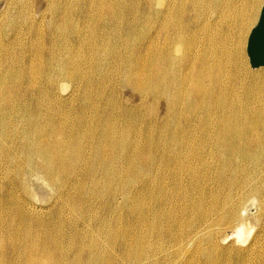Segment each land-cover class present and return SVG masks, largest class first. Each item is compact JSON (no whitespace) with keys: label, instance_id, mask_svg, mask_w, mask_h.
<instances>
[{"label":"bare ground","instance_id":"obj_1","mask_svg":"<svg viewBox=\"0 0 264 264\" xmlns=\"http://www.w3.org/2000/svg\"><path fill=\"white\" fill-rule=\"evenodd\" d=\"M0 3V264H264V0Z\"/></svg>","mask_w":264,"mask_h":264},{"label":"water","instance_id":"obj_2","mask_svg":"<svg viewBox=\"0 0 264 264\" xmlns=\"http://www.w3.org/2000/svg\"><path fill=\"white\" fill-rule=\"evenodd\" d=\"M247 56L251 69L264 67V6L257 25L253 28L247 43Z\"/></svg>","mask_w":264,"mask_h":264},{"label":"rangeland","instance_id":"obj_3","mask_svg":"<svg viewBox=\"0 0 264 264\" xmlns=\"http://www.w3.org/2000/svg\"><path fill=\"white\" fill-rule=\"evenodd\" d=\"M39 1V0H38ZM2 8H3V6H2V3H0V12L2 11ZM244 55H245V50H244ZM247 65H248V67H249V64L247 63ZM122 97L124 98V99H126V100H128V102L129 103H134V101H135V98L134 97H132V96H129V93L128 92H123L122 93ZM36 190V192H38V194H37V198H38V201L39 202H42L43 200H44V197H42V195L44 196L45 195V193L43 192V190L42 189H39L38 187L35 189ZM38 190V191H37ZM40 190H42V191H40ZM40 191V192H39ZM41 193H42V195H41ZM40 195V196H39ZM250 208V210H249V212H248V215H250L249 217H250V219L253 217V216H256L255 214H257V211H256V207L254 206V207H249ZM253 208V209H252ZM255 212V213H254ZM254 214V215H253ZM252 221V222H251ZM250 222H249V224H250V226H251V231L252 230H254V231H252V232H250V236H249V239L250 238H252L255 234H256V232H257V228H255L256 226H255V224H256V222L254 221V220H251ZM255 222V223H254ZM254 223V224H253ZM252 224V225H251ZM253 226H255V227H253ZM253 227V228H252ZM253 233V234H252ZM230 235V234H229ZM230 238H232V236L230 237Z\"/></svg>","mask_w":264,"mask_h":264}]
</instances>
